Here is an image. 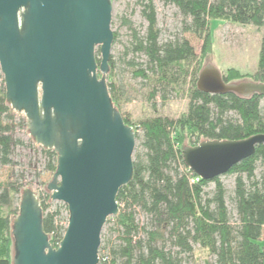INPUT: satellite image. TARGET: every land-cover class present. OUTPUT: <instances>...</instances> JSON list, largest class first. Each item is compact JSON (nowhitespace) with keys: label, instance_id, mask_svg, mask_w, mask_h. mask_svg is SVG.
Instances as JSON below:
<instances>
[{"label":"trees","instance_id":"1","mask_svg":"<svg viewBox=\"0 0 264 264\" xmlns=\"http://www.w3.org/2000/svg\"><path fill=\"white\" fill-rule=\"evenodd\" d=\"M111 2L113 0H110ZM173 5L182 17L181 34H191L201 41L200 55L212 50L211 23L219 21L252 25L262 31L257 68L253 74H242L230 68L221 73L225 83L253 81L264 83V0H162ZM142 16L147 22L142 35L132 29V52L146 58L144 68L134 71V77L151 85L149 102L162 91L182 86L189 78L187 111L183 118L154 116L139 121L133 127L120 112L119 95L114 77V62L109 59L106 76L113 106L121 113L124 123L132 127L139 142L133 153L131 181L116 197L117 216L108 229L116 241H101L98 264H184V256L192 255L193 245H199L214 262L206 264H264V175L257 176V163H264V144L256 147L253 156L234 165L227 174H234L230 201L235 212L226 204V189L219 177L199 180L183 163L181 149L185 134L194 138L190 145L204 140L239 141L264 134V96L242 97L235 93L207 94L196 87L199 68L192 69L198 55L184 37L161 42L153 0H141ZM115 40V35H114ZM99 50L96 62H100ZM199 71V72H198ZM193 74V77H192ZM101 78V74L98 73ZM17 114L6 102L5 87H0V165H12L14 146L22 141L14 137ZM25 122L22 119V123ZM46 159L45 170L52 175L57 167V154L40 147ZM23 176L0 185V264H12L13 238L11 224L18 214L16 197L25 187ZM214 183L208 193L205 188ZM40 199L42 226L53 248H57L67 226V217L60 220L59 206L49 209L50 196ZM19 204V202H18ZM68 214V209L65 206ZM145 216L142 222L139 214ZM103 235L101 234V240Z\"/></svg>","mask_w":264,"mask_h":264},{"label":"water","instance_id":"2","mask_svg":"<svg viewBox=\"0 0 264 264\" xmlns=\"http://www.w3.org/2000/svg\"><path fill=\"white\" fill-rule=\"evenodd\" d=\"M110 0H0V72L7 104L27 120L34 143L57 154L47 190L68 209L53 248L42 207L24 187L11 224L12 264H98L102 230L119 213V190L132 179L135 133L113 106L106 76L114 34ZM99 50L100 62H96ZM101 74V78L98 77ZM196 87L207 94L264 96V83H225L207 63ZM264 134L204 140L181 149L183 163L210 181L254 155Z\"/></svg>","mask_w":264,"mask_h":264},{"label":"rangeland","instance_id":"3","mask_svg":"<svg viewBox=\"0 0 264 264\" xmlns=\"http://www.w3.org/2000/svg\"><path fill=\"white\" fill-rule=\"evenodd\" d=\"M111 30L115 35L111 47V59L114 62L113 82L119 95L120 112L129 120L134 127L139 121L154 117L163 116L172 119H181L185 116L188 104L189 78L182 86H177L173 90L168 89L165 93L166 99L162 98V91L151 102L148 100L151 85L141 78L134 77V71L140 67L144 68L146 58L141 54L132 52V29H136L142 35L145 33L147 22L142 16L141 0H113ZM156 10L157 27L160 31V40H174L184 36L193 46L198 57L192 65L190 71L199 68L207 63L213 64L222 74L228 69H237L242 74H253L257 68L259 45L262 31L252 25H238L214 21L211 23L210 32L212 37V50L207 56L200 55L201 41L191 34H181L182 17L177 8L173 5L164 4L162 0H153ZM197 68V69H198ZM199 72V71H198ZM193 77V74H192ZM198 78V73H197ZM4 85L3 75L0 72V87ZM264 107V99L261 102ZM22 119L25 122L22 123ZM14 137L22 141L21 145L14 146L11 155L12 165H0V185L15 181L23 176L22 183L25 187L31 188L38 199L46 200V196H51L47 190V184L52 179V174L45 170L46 159L41 153L40 146L36 145L28 133L27 120L23 114H17ZM184 145L194 141V138L185 134ZM197 145V144H196ZM139 142L135 141V149ZM195 146V145H194ZM256 175H264V163H257ZM234 174H225L219 177L226 189V204L235 220V212L230 201V196L234 188ZM214 189V183H209L205 191L210 193ZM15 205H18L20 195L16 197ZM49 209L59 206L60 220L67 217L65 205L61 202L51 201ZM40 201V199H39ZM8 210L0 211L3 215H10ZM112 219V217H110ZM140 221L144 222L145 216L138 215ZM113 225V221L106 223L102 230V242L110 239L116 241L115 234L109 235L108 229ZM261 239L264 240V229ZM193 254L184 256V264H206L214 262L215 256L209 254L199 245H193Z\"/></svg>","mask_w":264,"mask_h":264},{"label":"built area","instance_id":"4","mask_svg":"<svg viewBox=\"0 0 264 264\" xmlns=\"http://www.w3.org/2000/svg\"><path fill=\"white\" fill-rule=\"evenodd\" d=\"M188 168V167H187ZM188 170L189 171H191L189 168H188ZM192 172V171H191ZM193 173V172H192ZM196 177H192V175H191V177L189 178V182H190V184H192V183H196V182H198L199 180H200V177H198L197 175H195Z\"/></svg>","mask_w":264,"mask_h":264}]
</instances>
